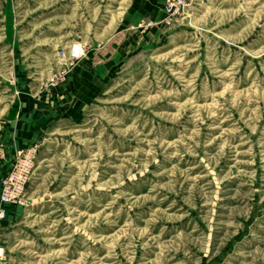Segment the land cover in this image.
Here are the masks:
<instances>
[{"label": "rangeland", "instance_id": "rangeland-1", "mask_svg": "<svg viewBox=\"0 0 264 264\" xmlns=\"http://www.w3.org/2000/svg\"><path fill=\"white\" fill-rule=\"evenodd\" d=\"M133 3L0 0V181L38 146L0 264H264V0L169 23ZM108 58L93 97L9 147L30 101Z\"/></svg>", "mask_w": 264, "mask_h": 264}, {"label": "crops", "instance_id": "crops-1", "mask_svg": "<svg viewBox=\"0 0 264 264\" xmlns=\"http://www.w3.org/2000/svg\"><path fill=\"white\" fill-rule=\"evenodd\" d=\"M162 3L163 0H134L131 11L138 14V23H143L141 21L148 15L156 21L161 18ZM114 62L108 58L101 64L79 63L70 83L52 88L43 97L30 101V105L21 113L17 122L11 123L14 125L13 129L9 130L6 136L11 141L9 147L16 148L21 140L37 139L44 121L54 122L60 116H66L69 110L73 113L74 109L93 97L99 89L98 81L108 77L109 73L113 74ZM93 81H96V84ZM73 92L76 100L72 99Z\"/></svg>", "mask_w": 264, "mask_h": 264}, {"label": "built area", "instance_id": "built-area-1", "mask_svg": "<svg viewBox=\"0 0 264 264\" xmlns=\"http://www.w3.org/2000/svg\"><path fill=\"white\" fill-rule=\"evenodd\" d=\"M193 0H164L167 23L174 20V16L186 11ZM85 55V48L81 42H74L69 50V60L75 63ZM1 158L5 157L3 149L1 150ZM38 146H31L29 149L18 152L14 163L5 177L0 181V204L22 203V195L31 173ZM5 215V211L0 209V218Z\"/></svg>", "mask_w": 264, "mask_h": 264}]
</instances>
